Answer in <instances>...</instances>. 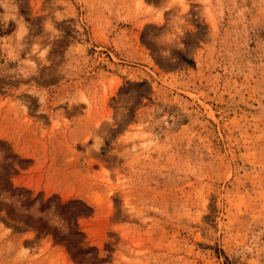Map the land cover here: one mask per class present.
Segmentation results:
<instances>
[{
  "label": "rangeland",
  "instance_id": "obj_1",
  "mask_svg": "<svg viewBox=\"0 0 264 264\" xmlns=\"http://www.w3.org/2000/svg\"><path fill=\"white\" fill-rule=\"evenodd\" d=\"M0 264H264V0H0Z\"/></svg>",
  "mask_w": 264,
  "mask_h": 264
},
{
  "label": "trees",
  "instance_id": "obj_2",
  "mask_svg": "<svg viewBox=\"0 0 264 264\" xmlns=\"http://www.w3.org/2000/svg\"><path fill=\"white\" fill-rule=\"evenodd\" d=\"M60 237H62V236H60Z\"/></svg>",
  "mask_w": 264,
  "mask_h": 264
}]
</instances>
